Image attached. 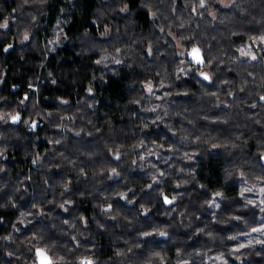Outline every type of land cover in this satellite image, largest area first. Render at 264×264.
Wrapping results in <instances>:
<instances>
[{"label":"clouds","instance_id":"9594fccd","mask_svg":"<svg viewBox=\"0 0 264 264\" xmlns=\"http://www.w3.org/2000/svg\"><path fill=\"white\" fill-rule=\"evenodd\" d=\"M0 14V264H264V0Z\"/></svg>","mask_w":264,"mask_h":264},{"label":"trees","instance_id":"16d2710c","mask_svg":"<svg viewBox=\"0 0 264 264\" xmlns=\"http://www.w3.org/2000/svg\"><path fill=\"white\" fill-rule=\"evenodd\" d=\"M4 2H5V5H6L8 11H11V8L15 6V0H12L11 5L7 4V0H4ZM90 3L92 6H94V0H90ZM130 3L132 4L133 8H135L137 0H130ZM53 15L55 16V13ZM87 15H88V13L86 12V16ZM138 18H139L140 22L142 24H144L145 27H147V16H146V14L140 13ZM2 19H3V14H0V20H2ZM85 23H87V20H85ZM80 28H81V25H80L79 21H75L73 26L70 28L68 34L70 36L76 35L79 32ZM92 30H93V33H95V28H93ZM62 55L65 57L66 61L77 60V63H78V58L73 56V54L71 52L62 53ZM14 59H15V57L9 56V58H8L9 63H11ZM68 66L70 67L71 65H68ZM9 81L12 83H21L20 80L13 79L11 77V74L9 73L8 80H6V83H5V90H7L9 87ZM22 86H25V85H22ZM122 88H123L122 84H118L115 81H110L109 89L106 92H104L102 95L105 97H112L113 99H115L117 97L122 99L124 96ZM54 92L59 93L61 95L63 94L62 92H60L59 89H57V90H52L49 88L44 89L45 95L51 96L52 94H54ZM105 103H106V101L104 99H102L101 100V106H102L101 111L104 110L103 106L105 105ZM40 134L41 133H38V135H40ZM46 147H47V145L42 143L39 147V151H44ZM15 158H16V160L20 161L21 164H23V161L21 160V156H20L19 152H16ZM9 160L10 161L12 160L11 154L9 156ZM219 163L220 162L217 160H212L210 162L208 168L206 169L207 171H210L212 173V179L209 181L210 187L218 185L220 183L219 168L217 167V165ZM14 174H15V170H14ZM201 176L203 177V173L201 174ZM230 192L234 193L235 189H231ZM81 207H82V210H84L86 213H88L90 211V206L87 208H85L84 206H81ZM0 215L5 216L6 218H11L12 216H14V213L13 212H8V213L0 212ZM2 230H3V227L0 226V231H2Z\"/></svg>","mask_w":264,"mask_h":264}]
</instances>
